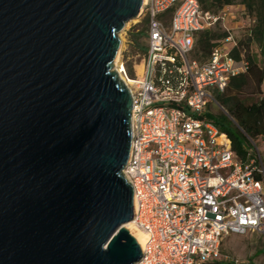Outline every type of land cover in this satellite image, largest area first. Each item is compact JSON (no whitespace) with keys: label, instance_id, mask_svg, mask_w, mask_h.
<instances>
[{"label":"water","instance_id":"1","mask_svg":"<svg viewBox=\"0 0 264 264\" xmlns=\"http://www.w3.org/2000/svg\"><path fill=\"white\" fill-rule=\"evenodd\" d=\"M142 0H0V264H133L131 96Z\"/></svg>","mask_w":264,"mask_h":264},{"label":"built area","instance_id":"2","mask_svg":"<svg viewBox=\"0 0 264 264\" xmlns=\"http://www.w3.org/2000/svg\"><path fill=\"white\" fill-rule=\"evenodd\" d=\"M143 5V4H142ZM198 0H146L141 72L122 71L130 96V152L122 172L131 186L133 220L145 232L133 264H219L224 237L264 234V164L253 141L245 160L229 137L203 117L216 91L245 69L226 44L204 61L191 56L197 32L222 23ZM264 148V136L261 137ZM224 171V172H223ZM233 264H240L237 260Z\"/></svg>","mask_w":264,"mask_h":264},{"label":"trees","instance_id":"3","mask_svg":"<svg viewBox=\"0 0 264 264\" xmlns=\"http://www.w3.org/2000/svg\"><path fill=\"white\" fill-rule=\"evenodd\" d=\"M201 7L212 12H219L224 6L238 3L243 6V14L250 22L247 37L243 39L232 33L236 43L229 48V53L236 61L243 60L245 69L229 76L223 91H216L213 98L225 111L212 113L206 109L203 117L211 120L231 142L235 155L245 160L253 155V141L264 136V96L259 100L246 103L241 93L247 88L252 92L261 93L264 82V66L249 51V44L254 41L262 56H264V0H198ZM146 32V30H145ZM228 35L220 23L213 27L197 32L191 56L198 61H204L210 55L213 47L219 45ZM142 52L145 46H141ZM258 138V139H255ZM221 264V262H219Z\"/></svg>","mask_w":264,"mask_h":264},{"label":"rangeland","instance_id":"4","mask_svg":"<svg viewBox=\"0 0 264 264\" xmlns=\"http://www.w3.org/2000/svg\"><path fill=\"white\" fill-rule=\"evenodd\" d=\"M235 4L238 6V3ZM237 11L241 17L245 18L243 14L244 8L243 10L237 9ZM235 14V9L232 7L222 21V25L227 27V25L230 24L231 19H234ZM245 19L246 21L244 26L233 30L236 34L238 31L239 36L243 39L247 37L245 27L250 25L247 18ZM132 20L133 19L128 20L126 27H124L122 31L118 32V36L121 35L122 37V47L118 53V61L121 65H124V70L129 76H131L135 70H139V62L143 53L141 46H145L146 42L145 30L147 20L145 16L141 13L140 16L135 19V22ZM226 47H231V43L226 44ZM249 51L252 55H254L258 63L261 66H264V56H262L257 44L254 41L250 42ZM116 67L117 65L115 64V69ZM261 89V93H255L252 92L250 88H247L243 91V93H241L240 97L246 103L255 102L264 96V85L263 88L261 85ZM207 109H209L212 113L225 111L221 105H215L214 102H210L209 105H207ZM260 140L261 139L256 140L255 144L258 147L264 164V148L262 147ZM219 251L221 264H233L235 260H237L240 264H264V234L252 231H247L244 234L231 233L224 237L220 244Z\"/></svg>","mask_w":264,"mask_h":264},{"label":"bare ground","instance_id":"5","mask_svg":"<svg viewBox=\"0 0 264 264\" xmlns=\"http://www.w3.org/2000/svg\"><path fill=\"white\" fill-rule=\"evenodd\" d=\"M146 0H142V9H143V6H144V3H145ZM142 9H140V14L142 13ZM140 14L134 18H132L133 20L132 21H136L135 19H137ZM128 24V22L124 25V27H126V25ZM122 31V30H121ZM119 37V44H118V49H117V56H116V59H115V64L117 65L116 67V71L119 75V77L121 79H123L125 82H126V79L124 78L123 74H122V71L124 70V65H121L120 62L118 61V53H119V50L120 48L122 47V37L121 35L118 36ZM119 63V64H117ZM141 72V65L139 64V70H137V73H140ZM125 168V167H124ZM124 226H128L130 229H133L140 237V241H138L140 243V245H142L146 239V234L145 232L135 223V221L133 219H131L130 221H128L127 223H125Z\"/></svg>","mask_w":264,"mask_h":264},{"label":"crops","instance_id":"6","mask_svg":"<svg viewBox=\"0 0 264 264\" xmlns=\"http://www.w3.org/2000/svg\"><path fill=\"white\" fill-rule=\"evenodd\" d=\"M232 7H234L236 14H235L234 19H231L230 24H228L227 27H225V28L230 29L231 32L234 33L233 32L234 29H239L240 27L244 26L246 19L241 17L237 11V9L243 10V6H241V5L239 6V4H238V6L236 4L229 5V11L231 10ZM221 25H222V23H221ZM222 27H224V26L222 25ZM236 64H237V66H241L243 63H242V61H238ZM263 85H264V82L262 83V88H263Z\"/></svg>","mask_w":264,"mask_h":264}]
</instances>
